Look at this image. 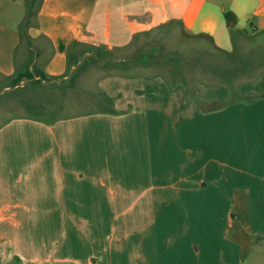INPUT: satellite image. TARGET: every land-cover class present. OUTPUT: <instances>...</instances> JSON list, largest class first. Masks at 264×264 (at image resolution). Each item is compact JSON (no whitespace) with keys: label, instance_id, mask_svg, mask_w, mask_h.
Here are the masks:
<instances>
[{"label":"crops","instance_id":"obj_1","mask_svg":"<svg viewBox=\"0 0 264 264\" xmlns=\"http://www.w3.org/2000/svg\"><path fill=\"white\" fill-rule=\"evenodd\" d=\"M35 8L20 26L0 20V79L40 78L62 97L75 85L62 91L55 80L83 56L128 49L162 22L181 20L232 50L216 42L225 7L208 0H37ZM230 10L245 36L264 33V0H231ZM142 65L103 72L96 90L112 102L98 110L60 115L34 100L42 115H11L0 106V264H264V59L232 86L129 71ZM110 199L137 208L97 226L107 234L83 257L48 259L43 242L26 239L45 231L47 223L28 225L34 216L94 215L81 200L113 214ZM186 200L188 222L175 211ZM113 248L121 251L103 259Z\"/></svg>","mask_w":264,"mask_h":264},{"label":"rangeland","instance_id":"obj_2","mask_svg":"<svg viewBox=\"0 0 264 264\" xmlns=\"http://www.w3.org/2000/svg\"><path fill=\"white\" fill-rule=\"evenodd\" d=\"M36 2L37 0H0V20L6 24L15 26L18 24V26H20L17 22L22 19L23 15L27 14V10H29L31 18L36 16ZM208 5H218L220 7H225V10H230L231 0H208ZM167 22L151 26V34L141 37L139 44L136 47L131 45L128 49H123V51H115L107 57L108 59L102 57L98 50L95 51L96 49H94L95 52L92 51L88 55L83 56L75 66V70L72 71V74L69 73L68 78H63V80L53 79L50 83L52 84L57 81L56 85H58L62 91H65V88L67 89L66 85L73 83L75 85L74 90L69 89L72 92L65 95L66 97H62L60 93H55L57 88L46 85L48 83H43L42 85L37 86L32 84L30 80H24L18 85H12L9 78L0 79L1 109L10 110L11 115L35 114L40 116L42 115L40 109H37V106L33 103L37 101L39 105H43V107L47 109L50 108L49 105L57 106V112L60 113V115L74 113L82 114L88 111L98 110V102L101 103L103 101L108 105L112 101H108L106 98L103 100L104 96L102 93H97L96 82L103 76V72L111 70L123 71L124 69L135 65L136 62L129 58L131 55H137V63H139V65L143 64V67H136L135 69H133V67L129 68L131 73L132 71L138 73L157 71L163 72V74L168 77L172 76L179 81H181V76H184L188 80H192L190 74L187 72L188 53L200 49L206 44V42H199L190 37L188 39V34L184 32V28L178 23L170 25L174 28V34L170 33L168 30L169 27L167 26L160 28L162 24ZM251 26V24L247 25V29H251ZM234 29H237L236 24L234 25ZM245 35L246 34H244V32L242 33V31L234 32L232 34L225 18L219 28L216 42L221 46L230 47V49H232L235 41L239 55L253 56L252 60H254V62L260 61L261 64L264 59V33L254 34L251 37ZM138 47L141 48V51L137 49ZM168 61H170L169 64H167ZM175 61L178 66L182 67L181 75L176 73L175 68L171 65ZM103 63H111L106 66V71L99 69L104 65ZM72 75L73 77L70 79ZM28 100L30 101L29 104H27ZM48 113L51 114L50 109ZM185 173H188V169L185 170ZM158 181L165 180L158 179ZM112 185L114 187L116 186V184ZM67 202L68 201H66V203ZM80 202L82 203L80 207L83 211L95 214L89 215L88 213H85L84 215L74 214L65 216L52 215L49 217L34 216L28 225H37L42 229L44 227L43 225L47 223L45 231L31 230L32 236H30L29 233H26V239L33 242H43L46 246V250L43 254H46L48 259L59 257L80 258L90 251V248L92 247L91 243L93 241L98 245L101 243L99 241V236L107 234L102 231H96L97 226L99 227L100 225L101 227L108 229L111 226L110 224L120 223L121 220L127 218L128 214L133 213L131 212L132 210L137 208L136 205L129 207L133 201L111 200L108 202L112 204L109 209H111V212L113 211V215L105 213L104 211H101L100 213L98 210L90 211L88 209L90 207L89 200H81ZM161 202L164 203L165 201H158V203ZM176 202L179 203V201ZM183 202L187 205V209L178 210L175 208V211L181 216L182 221L188 222V200ZM126 210L130 211L127 212ZM162 233L167 234L166 232ZM172 233L173 235L168 236V238L178 240L177 233ZM15 236H17V233ZM95 236H97V239ZM161 238L162 235L158 232L156 242L159 243ZM105 241H107L106 238L103 239V243ZM120 251L121 249L116 250L113 248L110 251H106L102 258H108L111 255H115L116 252L119 254ZM173 252L176 253L179 252V250L174 249ZM67 262L72 264V261Z\"/></svg>","mask_w":264,"mask_h":264},{"label":"trees","instance_id":"obj_3","mask_svg":"<svg viewBox=\"0 0 264 264\" xmlns=\"http://www.w3.org/2000/svg\"><path fill=\"white\" fill-rule=\"evenodd\" d=\"M225 16H226V20H227L228 26L232 34L234 32H241V31L242 33L245 32L244 29H239V30L234 29V25L236 22H235L234 13L231 10H226ZM175 23H178L183 28L182 21L178 19L170 20L169 22L162 24L160 28L167 26L169 27L168 30L170 31V33L174 34L173 33L174 28L173 26H170V25L175 24ZM183 30L185 33L188 34V39L190 37V38H194L195 40H198L199 42L200 41H203V43L206 42V44L203 47L196 50L197 52L192 51L191 53H188L189 58H188L187 68H188V73L191 76L190 78L192 79V80H188V82L189 81L195 82L196 80H203L209 83H214L219 80L221 82L228 83L230 84V86H232L233 82L235 83L236 80H239L240 78L239 76H241L242 73H245V72L250 73L253 67L255 66L256 61L254 62V60H252L253 56H245V55L238 54V51L236 49L237 44L235 41H234V46L232 50L228 51L218 46L215 43L213 36L209 33H205V32L193 33V32L186 31L185 29ZM151 32H152V29L136 33V35H134L132 39L131 45L136 47L139 44V40L141 39V37H143L144 35L148 36L151 34ZM137 49L141 51L140 47H138ZM134 56L137 57V55H131L129 58L132 59L134 62H138L137 60L138 57L136 58ZM169 63L170 61L167 62V64ZM171 65H173V68H175L176 71L174 69L173 70L176 73L180 75L182 74V67L178 66L176 61ZM40 76L41 78L47 79L46 75L44 74H41ZM29 77L31 76L29 75ZM180 80L183 82V81H186L187 78H185L184 76H181ZM18 81L19 80H17L13 85H15ZM30 81L32 82V84L37 85V86H40L43 84L42 79L40 78L33 79Z\"/></svg>","mask_w":264,"mask_h":264}]
</instances>
